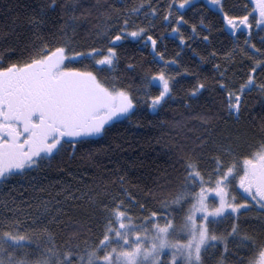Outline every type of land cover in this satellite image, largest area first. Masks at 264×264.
<instances>
[{
  "label": "snow or ice",
  "instance_id": "obj_1",
  "mask_svg": "<svg viewBox=\"0 0 264 264\" xmlns=\"http://www.w3.org/2000/svg\"><path fill=\"white\" fill-rule=\"evenodd\" d=\"M212 2L219 5L230 34L235 36L241 26L247 29L244 47L237 44L226 53L227 61L240 54L247 67L241 70L243 82H239L229 80L230 68L221 71L217 64L219 80H199L188 94L197 97L202 90L219 88L222 110L239 119L246 106L245 94L257 87L264 93V37L257 47L251 35L253 23L264 31V0H250L251 10L246 8L245 15H230L220 0ZM189 5L190 0H168L166 7L141 0L127 9L106 4L101 13L105 22L97 25L90 44L78 43L75 32L68 35L67 25H61L57 29L63 34L61 39L51 34L47 40L37 36L39 44L33 43L21 60L0 59V264H207V258L212 264H232L229 257H235L234 264H264V225L256 233L241 220L258 206L264 221V124L261 139L250 146L248 155L233 157L234 148L219 146L210 170L204 157L185 154L182 175L170 182L175 191L160 192L151 207L125 189L106 192L99 201L102 222L69 233L62 244L51 231L52 223L61 222L64 214L60 200L24 193L18 194V200L11 190L4 192L11 177L40 168L60 155L65 145L75 148L76 143L103 139L115 123L131 119L142 108L156 111L169 103L181 74L174 76L167 69L169 65L180 67V61L167 60L158 50L166 34L158 31L155 21L175 25L169 31L186 44L181 28L187 21L180 13ZM47 7L41 6L39 15L29 21L37 31L45 24L40 17ZM78 7L66 5L72 11L71 24L79 19ZM88 14L81 12V17ZM191 28L195 32L197 25ZM132 43L151 48L157 67L137 71L135 63L126 64L125 70L136 75L124 80L103 75L105 70H117L120 49ZM85 61L84 69L70 66ZM129 79L133 82L127 83ZM225 220L230 221L228 227L218 233L215 226Z\"/></svg>",
  "mask_w": 264,
  "mask_h": 264
},
{
  "label": "trees",
  "instance_id": "obj_2",
  "mask_svg": "<svg viewBox=\"0 0 264 264\" xmlns=\"http://www.w3.org/2000/svg\"><path fill=\"white\" fill-rule=\"evenodd\" d=\"M140 2L141 0H55L56 6L53 8V0H0V59L21 60L31 50L33 43L39 44L37 36L47 40L51 34L61 39L63 34L57 31L61 25H67L68 35L75 32L74 39L78 43L90 44L95 38L93 34L97 25L105 22L101 15L103 5L115 3L117 7L127 9ZM209 2L210 0H190V5L181 11L180 14L187 21L181 28L187 38L186 44H181L169 31L175 25L155 21L159 25L158 31L166 34L163 45L158 50L165 53V59L175 58L180 61V67L168 66L167 70L172 75H181L177 77L179 83L174 96L163 109L151 111L150 108H142L131 119L115 123L103 139L96 137L88 143H76L75 148L73 145H65L60 155L42 164L40 168L11 177L6 182L4 192L11 190L18 200V194L24 193L25 196L35 195L38 199L54 197L62 202L64 214L60 218L61 222L51 225V231L59 237L57 243L62 244L73 231L83 232L91 224L99 225L102 222L103 212L99 201L105 199L106 192L119 193L121 189H125L141 203L151 207L158 202L160 192L175 191L170 182L174 177L182 175V158L185 154L194 152L204 157L203 162L210 170L214 167L212 157L219 154L216 151L219 146L234 148L233 157L246 156L250 146L261 139L264 93L258 87L245 94L246 106L242 108L239 119L236 114L230 116L222 110L223 97L219 88L202 90L197 97L188 94L199 80L207 78L206 82H211L214 77L219 80L214 67L217 64L221 65V71L226 67L230 68L231 71L226 73L229 80L239 82H243L241 70L247 67V61L240 54L235 56L234 61L226 60V53L231 52L237 44L244 47L243 41L248 37L247 29L241 26L235 36L230 34L222 23L219 5L215 4L213 7ZM220 2L230 15H245L246 8L251 10L250 0ZM152 3L154 6L166 7L168 0H152ZM43 5L48 6L40 17L45 20V24L37 31L29 21L39 15ZM66 5H79L75 10L79 17L75 24L68 22L72 11ZM81 12L90 14L84 18L81 17ZM141 19L143 21V17ZM148 19L151 20V17ZM249 22L253 23L251 16ZM193 24L197 25L195 32L191 28ZM207 26H211V31ZM251 35L252 41L260 47L264 31L253 23ZM205 36L210 37V40H204ZM120 51L122 58L117 70H105L103 75H118L124 80L125 77L136 75V72L125 70L126 64L135 63L138 65L137 71L157 67L151 48L147 46L125 44ZM213 52L215 56L209 55ZM87 63L85 61L70 66L84 69ZM257 79L259 82V76ZM126 82L133 81L129 79ZM202 140L205 142L201 143ZM252 150L256 149L253 147ZM42 189L44 192H41ZM33 212L35 213V209ZM134 215L140 213L135 212ZM260 216L257 206L243 214L241 220H246L247 229L259 233L264 225ZM229 223V220H225L215 226L218 233H223ZM92 231L96 229L93 228ZM240 255L247 256L250 253L240 252ZM228 259L234 264L235 257ZM207 264H212L211 258H207Z\"/></svg>",
  "mask_w": 264,
  "mask_h": 264
},
{
  "label": "rangeland",
  "instance_id": "obj_3",
  "mask_svg": "<svg viewBox=\"0 0 264 264\" xmlns=\"http://www.w3.org/2000/svg\"><path fill=\"white\" fill-rule=\"evenodd\" d=\"M209 4H210L211 6H213V7L216 6L215 3H213L211 0H210ZM150 110H151V109H150ZM151 111H153V110H151ZM236 195L239 196L240 193H239V192H236ZM161 223H163V221H161Z\"/></svg>",
  "mask_w": 264,
  "mask_h": 264
}]
</instances>
